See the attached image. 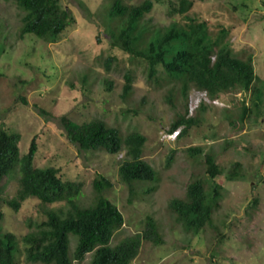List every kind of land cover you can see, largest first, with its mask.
<instances>
[{"label":"rangeland","instance_id":"rangeland-1","mask_svg":"<svg viewBox=\"0 0 264 264\" xmlns=\"http://www.w3.org/2000/svg\"><path fill=\"white\" fill-rule=\"evenodd\" d=\"M144 1L124 0L127 5ZM153 1L154 8L144 19L151 31L185 24L186 17L207 20L212 34L221 28L228 31L237 56L253 58L255 85L264 82V0H193L192 10L185 15L172 12L180 0ZM59 2L74 15L76 24L61 41L49 43L33 35L21 39L24 12L15 3L0 0V128L20 134L22 154L37 136L36 167H54L65 181L82 182L83 191L77 199L81 207L95 203L94 182L99 176L112 183L104 195L125 219L112 246L144 233L147 217L156 220L161 243L143 240L131 264H264V102L257 114L251 107L250 92L221 94L218 98L225 107L204 104L205 109L189 114V118L198 119L197 126L175 142L163 141L161 134L170 130L186 109L181 83L150 82L147 62L131 59L114 45L110 29L118 31L120 20L107 25L111 0ZM129 72L134 78L133 90L124 100ZM197 94L201 95L196 89L189 92L190 97ZM244 102L252 112L242 122ZM63 117L78 124L102 120L125 136L133 132L145 135L143 159L156 170L158 182L123 183L119 167L124 153L81 150L67 137ZM191 147L202 148V154L190 156L187 149ZM206 154L213 155L222 169L216 179L222 183L223 195L214 213L218 230L207 226L195 235L177 221L170 204L184 199L196 179H202L208 188L212 185ZM170 157L173 160L168 163ZM237 162L242 164V175L229 181L226 175ZM19 179V172L4 178L5 199L16 196ZM255 199L257 206H253ZM57 210L66 211L68 205L43 204L36 198L26 200L18 212L3 205L1 227L20 237L19 264H42L27 259L22 237L37 232L47 221V213ZM70 240L73 255L77 238L70 235ZM91 257L89 254L74 264H90Z\"/></svg>","mask_w":264,"mask_h":264},{"label":"trees","instance_id":"trees-1","mask_svg":"<svg viewBox=\"0 0 264 264\" xmlns=\"http://www.w3.org/2000/svg\"><path fill=\"white\" fill-rule=\"evenodd\" d=\"M15 3L23 12L19 37L33 35L49 43H57L65 37L76 24V18L61 6L59 0H5ZM193 0H180L172 12L185 15L192 10ZM154 8L153 0H145L139 5H127L124 0H111L108 20L111 23L120 20L118 31L110 29L111 38L118 48L131 59H142L148 64V80L161 84L170 80L182 85L185 112L177 116L170 132L183 127L181 133L199 124L198 119L187 117L189 114V92L196 88L208 92L211 98L230 92H250L255 113L260 114L264 102V82L255 85L253 58L236 55L228 41V31L221 28L216 34L210 32L207 20H195L186 17L185 24L173 23L163 30H153L144 22ZM151 31V36H150ZM3 52V51H2ZM213 58H215L213 60ZM112 59L108 61L110 68ZM162 75V78H161ZM126 83L122 98L132 94L134 78L131 73L125 76ZM25 104L27 102L23 100ZM205 109L200 107L199 112ZM252 112L244 102L240 120L243 122ZM254 112V111H253ZM69 140L83 151H104L109 155L124 158L119 167L120 179L127 185L141 182H158L156 170L143 159L147 142L145 135L133 132L123 135L116 128L102 120L78 124L62 118ZM38 140L32 139L25 154L21 153V136L0 128V264H19L17 244L20 237L4 231L1 223L5 213L3 205L18 212L29 198H36L43 204L66 203L68 210L47 213V221L37 232L22 237L26 245V256L30 262L42 264H74L83 262L91 254L90 264H131L138 255L143 240L160 244L162 239L159 226L152 217H147L146 229L142 234L125 238L112 246L114 235L123 227L125 219L119 208L104 195L112 183L103 176L94 182L97 197L89 207H81L77 199L83 191L82 182L65 181L59 169L54 167L38 168L35 165L38 154ZM200 147L187 149L190 156L202 154ZM172 157L168 163H171ZM207 175L212 181L208 188L202 179L192 181L184 199H175L170 209L177 221L195 235L207 226L213 227L214 213L220 208L222 183L216 178L222 175V169L216 158L205 155ZM242 164L237 162L226 175L229 181L241 177ZM19 172L20 188L15 197H4L2 182L5 177ZM149 189L146 193L153 191ZM258 205L255 199L253 206ZM70 235L77 238L73 255L70 252Z\"/></svg>","mask_w":264,"mask_h":264},{"label":"clouds","instance_id":"clouds-1","mask_svg":"<svg viewBox=\"0 0 264 264\" xmlns=\"http://www.w3.org/2000/svg\"><path fill=\"white\" fill-rule=\"evenodd\" d=\"M215 58H213V60H214ZM193 89H196V88H193ZM196 90H198V89H196ZM200 93H201V95H198L197 94V98H199L200 99V103L198 104V107H197V109H199L202 105H204V104H206V103H211V104H214V105H216V106H219V107H225L226 105L224 104V103H222V102H220V99L217 97V98H212L213 99V101H211V97L209 96V94H208V92H206V91H201V90H198ZM245 93H247V92H245ZM203 95H207V97H208V99H209V101L210 102H207V101H205V99H204V97H203ZM189 98L191 99V97H190V95H189ZM190 99H189V104H188V110H189V114H190ZM217 102V103H216ZM196 109V110H197ZM195 110V111H196ZM198 111V110H197ZM189 114H188V117H190L189 116ZM191 115V114H190ZM194 114H192L191 116H193ZM182 131H183V127H180V128H178L177 130H175V131H173V132H170V130H168V131H164L162 134H161V137L163 138V141H167V142H175V141H177L179 138H180V136H181V133H182ZM175 132H178V134L176 135V138H174V139H166L164 136L165 135H168V134H170V135H172V134H174ZM89 255V254H88Z\"/></svg>","mask_w":264,"mask_h":264},{"label":"built area","instance_id":"built-area-1","mask_svg":"<svg viewBox=\"0 0 264 264\" xmlns=\"http://www.w3.org/2000/svg\"><path fill=\"white\" fill-rule=\"evenodd\" d=\"M203 97H204L205 101L210 102L208 97H207V95H203ZM199 103H200V99L199 98L191 96L190 105H189L190 106L189 108H190V114L191 115L194 114V112L197 109ZM177 134H178V132H175L172 135L168 134V135H165L164 137L166 139H174V138H176Z\"/></svg>","mask_w":264,"mask_h":264}]
</instances>
